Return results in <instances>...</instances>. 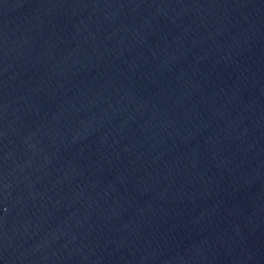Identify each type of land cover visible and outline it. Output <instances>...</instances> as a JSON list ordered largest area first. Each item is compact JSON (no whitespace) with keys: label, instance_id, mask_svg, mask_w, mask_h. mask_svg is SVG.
Returning a JSON list of instances; mask_svg holds the SVG:
<instances>
[{"label":"water","instance_id":"95a60500","mask_svg":"<svg viewBox=\"0 0 264 264\" xmlns=\"http://www.w3.org/2000/svg\"><path fill=\"white\" fill-rule=\"evenodd\" d=\"M0 264H264V0H0Z\"/></svg>","mask_w":264,"mask_h":264}]
</instances>
